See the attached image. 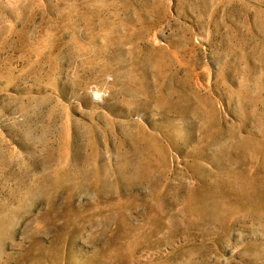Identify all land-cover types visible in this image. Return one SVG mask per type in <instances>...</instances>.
Instances as JSON below:
<instances>
[{
	"label": "rangeland",
	"instance_id": "1",
	"mask_svg": "<svg viewBox=\"0 0 264 264\" xmlns=\"http://www.w3.org/2000/svg\"><path fill=\"white\" fill-rule=\"evenodd\" d=\"M0 264H264V0H0Z\"/></svg>",
	"mask_w": 264,
	"mask_h": 264
}]
</instances>
